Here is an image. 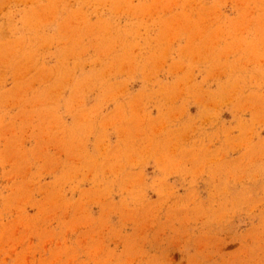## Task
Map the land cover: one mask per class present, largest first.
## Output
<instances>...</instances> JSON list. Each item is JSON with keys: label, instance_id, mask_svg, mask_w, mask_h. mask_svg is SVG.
Segmentation results:
<instances>
[{"label": "rangeland", "instance_id": "rangeland-1", "mask_svg": "<svg viewBox=\"0 0 264 264\" xmlns=\"http://www.w3.org/2000/svg\"><path fill=\"white\" fill-rule=\"evenodd\" d=\"M0 264H264V0H0Z\"/></svg>", "mask_w": 264, "mask_h": 264}]
</instances>
